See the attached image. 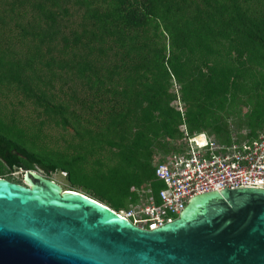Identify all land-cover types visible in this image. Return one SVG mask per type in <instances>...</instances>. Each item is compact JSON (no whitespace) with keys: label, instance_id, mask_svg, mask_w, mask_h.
I'll return each mask as SVG.
<instances>
[{"label":"trees","instance_id":"trees-1","mask_svg":"<svg viewBox=\"0 0 264 264\" xmlns=\"http://www.w3.org/2000/svg\"><path fill=\"white\" fill-rule=\"evenodd\" d=\"M55 81L78 110L45 91ZM1 87L78 143L47 159L0 116V178L60 171L90 199L128 210L135 189L163 188L151 162L183 122L227 145L231 117L246 141L264 131V0H0Z\"/></svg>","mask_w":264,"mask_h":264},{"label":"water","instance_id":"water-1","mask_svg":"<svg viewBox=\"0 0 264 264\" xmlns=\"http://www.w3.org/2000/svg\"><path fill=\"white\" fill-rule=\"evenodd\" d=\"M0 178V264H264V190L192 198L154 231L35 174Z\"/></svg>","mask_w":264,"mask_h":264},{"label":"built area","instance_id":"built-area-1","mask_svg":"<svg viewBox=\"0 0 264 264\" xmlns=\"http://www.w3.org/2000/svg\"><path fill=\"white\" fill-rule=\"evenodd\" d=\"M174 103L183 117L179 96ZM178 131L171 150L151 162L163 188L156 196L151 188L135 189L134 205L116 212L138 229L154 231L175 221L192 198L204 193L237 187L264 190V131L251 141L232 139L228 145L207 133L191 134L184 122Z\"/></svg>","mask_w":264,"mask_h":264},{"label":"rangeland","instance_id":"rangeland-1","mask_svg":"<svg viewBox=\"0 0 264 264\" xmlns=\"http://www.w3.org/2000/svg\"><path fill=\"white\" fill-rule=\"evenodd\" d=\"M170 90H172L176 97L179 96V93L177 92L178 86L172 83ZM45 91L52 94L56 102L70 104L72 108L78 110V105L69 98L72 92L61 82L55 81L53 83V87H48ZM175 105L176 104L174 103L173 106ZM244 110L246 111V109ZM0 116L7 123L13 124L17 129L22 130L27 136H30V142L31 144H34V146L32 144V147L30 146V149L31 151L41 153L42 155L40 154V156L48 159V157L55 156L52 152H66L68 154H74L73 150H67L68 145H76L78 143V140L73 136V132L65 130L61 126L50 122L46 116L41 113V109L34 106L33 102L27 100L20 92L17 93L10 88H0ZM239 118L231 117L226 121V124L232 139L242 141L247 135L248 129L245 127H238V124L241 123L240 120L242 117ZM37 145L45 150V152L42 153L41 151L35 150V147H38ZM34 172L36 175L59 186L62 191L73 190L89 196L81 188H72L66 174L60 171H56L54 174H47L39 168H35ZM2 179L13 184L25 186V182L23 181V172L21 171L16 170L11 172ZM123 211L127 210L123 209ZM131 221L133 222V220Z\"/></svg>","mask_w":264,"mask_h":264}]
</instances>
